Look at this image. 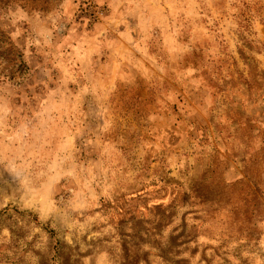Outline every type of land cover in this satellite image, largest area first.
Returning <instances> with one entry per match:
<instances>
[{
	"label": "rangeland",
	"instance_id": "1",
	"mask_svg": "<svg viewBox=\"0 0 264 264\" xmlns=\"http://www.w3.org/2000/svg\"><path fill=\"white\" fill-rule=\"evenodd\" d=\"M0 2V264H264V0Z\"/></svg>",
	"mask_w": 264,
	"mask_h": 264
},
{
	"label": "trees",
	"instance_id": "2",
	"mask_svg": "<svg viewBox=\"0 0 264 264\" xmlns=\"http://www.w3.org/2000/svg\"><path fill=\"white\" fill-rule=\"evenodd\" d=\"M2 5H3V3L0 2V6H2ZM170 186H176V185L175 184H171Z\"/></svg>",
	"mask_w": 264,
	"mask_h": 264
}]
</instances>
